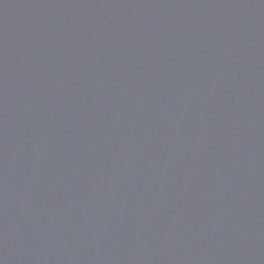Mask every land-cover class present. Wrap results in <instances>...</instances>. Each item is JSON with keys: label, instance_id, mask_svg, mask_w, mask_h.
Returning <instances> with one entry per match:
<instances>
[{"label": "water", "instance_id": "water-1", "mask_svg": "<svg viewBox=\"0 0 264 264\" xmlns=\"http://www.w3.org/2000/svg\"><path fill=\"white\" fill-rule=\"evenodd\" d=\"M0 264H264V0H0Z\"/></svg>", "mask_w": 264, "mask_h": 264}]
</instances>
